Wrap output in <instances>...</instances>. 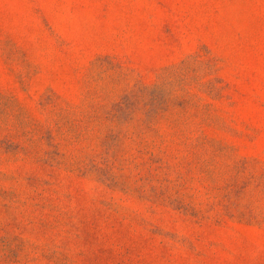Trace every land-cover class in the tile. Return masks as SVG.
<instances>
[{"label": "rangeland", "instance_id": "1", "mask_svg": "<svg viewBox=\"0 0 264 264\" xmlns=\"http://www.w3.org/2000/svg\"><path fill=\"white\" fill-rule=\"evenodd\" d=\"M0 264H264V0H0Z\"/></svg>", "mask_w": 264, "mask_h": 264}]
</instances>
